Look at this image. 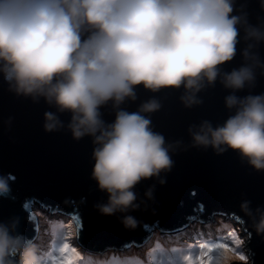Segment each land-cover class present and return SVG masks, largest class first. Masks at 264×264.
<instances>
[{"label":"clouds","instance_id":"clouds-1","mask_svg":"<svg viewBox=\"0 0 264 264\" xmlns=\"http://www.w3.org/2000/svg\"><path fill=\"white\" fill-rule=\"evenodd\" d=\"M242 39L244 63L226 71ZM262 43L264 25L238 14L236 0H0V75L15 94L43 98L55 109L44 114L46 131L66 126L77 140L92 137L91 175L107 194L96 207L103 215L119 214L128 230L139 226L132 213L145 203L137 186L171 171L172 153L182 142L154 131L148 114L162 106L155 96L135 112L121 105L135 101L143 86L153 93L183 89L180 100L191 108L219 80L231 90L225 97L230 114L215 126L208 120L191 125V146L218 154L231 149L264 170V93L237 95L254 85L258 69L264 74L257 51ZM109 103L115 109L111 123L101 112ZM64 113L71 117L67 125ZM9 191L8 178L0 176V195ZM145 197L154 199V186ZM249 205L245 201L242 208ZM258 223L264 229V216ZM18 225L17 218L0 221V264H51L54 249L66 243L48 229L29 239ZM201 244L221 245L205 249L208 264H252L244 244L224 246L230 245L224 234ZM200 252L181 248L172 258L175 264H199ZM78 255L76 250L69 264Z\"/></svg>","mask_w":264,"mask_h":264},{"label":"water","instance_id":"water-1","mask_svg":"<svg viewBox=\"0 0 264 264\" xmlns=\"http://www.w3.org/2000/svg\"><path fill=\"white\" fill-rule=\"evenodd\" d=\"M236 7L238 14H247L250 24L264 25L261 0H236ZM245 47L242 39L233 61L225 64L226 71L244 63ZM257 51L264 60V43ZM230 91L218 80L199 93L202 103L188 108L180 100L183 89L153 93L138 86L137 99L121 105L135 112L142 102L155 96L162 106L148 114L154 131L168 142H182L172 153L171 171L161 174L164 183L152 178L137 186L145 203L132 213L139 226L128 230L118 219L119 214L103 215L96 207L107 200V194L99 190L91 175L95 162L92 137L77 140L66 126L46 131L44 114L55 109L43 98L34 101L15 94L0 75V176L8 178L10 187L7 194L0 195V221L17 218L18 230L29 239L37 238L40 225L34 210L46 208L51 214L74 218L77 241L85 251L102 252L127 244L143 245L156 227L178 230L192 221L225 214L237 218L242 233L246 232L252 264H264V229L258 223L264 216V170L257 171L231 149L218 154L212 148L191 146L188 131L204 120L214 126L223 123L230 114L225 105ZM260 93H264V74L258 69L254 85L237 95ZM101 112L106 122L115 120L111 103ZM60 118L65 125L71 119L68 113L60 114ZM153 186L154 199H147L145 192ZM245 201L250 202V210L242 208Z\"/></svg>","mask_w":264,"mask_h":264},{"label":"rangeland","instance_id":"rangeland-1","mask_svg":"<svg viewBox=\"0 0 264 264\" xmlns=\"http://www.w3.org/2000/svg\"><path fill=\"white\" fill-rule=\"evenodd\" d=\"M34 212L39 220L40 225L37 238L45 229H48L49 235L52 238H55L56 233L54 231V225L62 224L64 226L66 239L70 244V247L82 251L80 249L81 246L79 241H77V225L74 221V218L71 217L70 219V217L61 213L51 214V210H47L46 208L45 210L44 208H38L37 210H34ZM217 233L226 235L228 237V241L230 242V246H240L244 244L245 248L247 249L245 240L246 232L243 231L242 233V225L239 223L238 219L235 217H228L225 214H214L210 219L194 221L190 223V225H188L184 230L174 233L164 234L159 229V227H156L152 230V235L147 242V245H139V247L133 245L130 247V249H112L102 251L101 253L84 251V254L92 256L94 259L100 261H109L111 259L119 260L121 257L129 256L130 259L139 260L143 263H146L151 258L150 253H157L164 246L192 245L197 248V250L202 251L200 248L201 242L206 241V239L210 236H215ZM233 234L238 237L241 243H237V241L233 239ZM55 256L56 251L54 249L53 255L51 257V264L56 263Z\"/></svg>","mask_w":264,"mask_h":264},{"label":"bare ground","instance_id":"bare-ground-1","mask_svg":"<svg viewBox=\"0 0 264 264\" xmlns=\"http://www.w3.org/2000/svg\"><path fill=\"white\" fill-rule=\"evenodd\" d=\"M54 231L56 233V236L62 237L63 241L67 242L65 229L62 224L54 225ZM181 248L188 249V248H195V247L192 245H188V246L171 245L168 247L164 246L159 252L150 253L151 258L146 263H143L139 260L130 259L129 256L121 257L119 260L118 259H111L109 261L96 260L92 256L85 255L84 250H83L84 248L80 247V249L83 252L76 249L79 255L75 261V264H175L172 258V254ZM55 251H56V256H55L56 263L55 264H57L59 260L64 258L65 254L60 253L59 249H55Z\"/></svg>","mask_w":264,"mask_h":264},{"label":"snow or ice","instance_id":"snow-or-ice-1","mask_svg":"<svg viewBox=\"0 0 264 264\" xmlns=\"http://www.w3.org/2000/svg\"><path fill=\"white\" fill-rule=\"evenodd\" d=\"M233 239L237 241V243H241L238 239V237L233 234ZM221 245H208V244H201L200 248L202 251L200 252V257H199V264H208V261H205V257L209 256V251H205V249L211 250L212 248L219 247ZM226 247H231L230 245H224ZM60 253L65 254L64 258L59 260L57 264H69L70 261H74L75 257L73 256V253L76 251L75 248H71L69 243H65L61 248H60Z\"/></svg>","mask_w":264,"mask_h":264}]
</instances>
